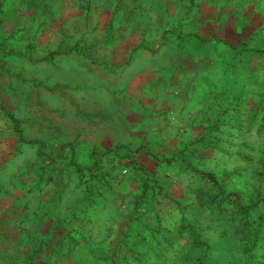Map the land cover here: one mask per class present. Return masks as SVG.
Instances as JSON below:
<instances>
[{"label": "rangeland", "instance_id": "rangeland-1", "mask_svg": "<svg viewBox=\"0 0 264 264\" xmlns=\"http://www.w3.org/2000/svg\"><path fill=\"white\" fill-rule=\"evenodd\" d=\"M256 48L264 0H0V264H264Z\"/></svg>", "mask_w": 264, "mask_h": 264}, {"label": "trees", "instance_id": "trees-1", "mask_svg": "<svg viewBox=\"0 0 264 264\" xmlns=\"http://www.w3.org/2000/svg\"><path fill=\"white\" fill-rule=\"evenodd\" d=\"M217 41H223L225 43H228L226 40H220V38H216ZM258 52H264V50L260 49V48H256L255 49ZM9 116L11 117V119L13 120L14 124H15V130L17 132H19V136H20V140H23V136H22V130L20 128V123L18 121V119H16L12 114L9 113ZM179 157L177 155L172 156L171 158H165V161L168 163H171L172 161L178 160ZM155 161L157 162H161L160 159H158L157 157H155ZM197 172H199L201 175L203 176H208L207 172H200L199 170H196ZM219 187L220 193L224 196L225 195V188L222 184H218L217 185ZM147 191H148V187H146L145 185H143V192L141 193L140 197H139V201L138 204L140 205L142 203V201L144 200V198L147 195ZM195 236V241L197 242V244H202V245H206L204 242H201L198 238V234H196V232L192 233ZM42 251L41 245L34 247L31 252L28 254V260H27V264H35L36 260L35 257H37L40 252Z\"/></svg>", "mask_w": 264, "mask_h": 264}, {"label": "crops", "instance_id": "crops-1", "mask_svg": "<svg viewBox=\"0 0 264 264\" xmlns=\"http://www.w3.org/2000/svg\"><path fill=\"white\" fill-rule=\"evenodd\" d=\"M164 99V97L163 98H161V103H162V100ZM161 118V117H160Z\"/></svg>", "mask_w": 264, "mask_h": 264}]
</instances>
